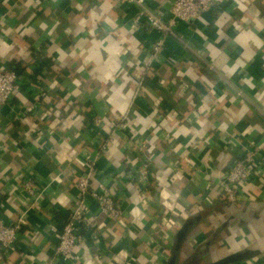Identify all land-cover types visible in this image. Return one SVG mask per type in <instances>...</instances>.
Returning <instances> with one entry per match:
<instances>
[{
  "label": "crops",
  "instance_id": "1",
  "mask_svg": "<svg viewBox=\"0 0 264 264\" xmlns=\"http://www.w3.org/2000/svg\"><path fill=\"white\" fill-rule=\"evenodd\" d=\"M173 1L145 4L169 21ZM139 10L0 0V66L24 70L20 93L0 105V222L21 227L0 264H167L190 219L176 264H264V0H215L178 21V36ZM246 157L255 171L228 201L223 181ZM89 172L123 214L110 220L89 197L84 242L63 259L59 235Z\"/></svg>",
  "mask_w": 264,
  "mask_h": 264
},
{
  "label": "built area",
  "instance_id": "2",
  "mask_svg": "<svg viewBox=\"0 0 264 264\" xmlns=\"http://www.w3.org/2000/svg\"><path fill=\"white\" fill-rule=\"evenodd\" d=\"M129 1L137 3L140 8L139 17L146 18L148 23L164 36H178L175 30L178 21H190L199 18L202 13L210 10L215 4V0H174L171 5L173 17L169 21H164L160 15L147 7L145 0ZM2 20L3 17H0V25ZM163 46L164 39H159L154 43L153 53L155 59L160 57ZM21 90V78L17 71L0 66V105L9 103ZM98 123H100V120H98ZM139 144L140 149L145 147L144 141H140ZM255 168L252 158L249 157L235 162L223 181L228 201L237 199L241 184L253 175ZM91 170L92 167L90 168ZM135 175L140 185H138V188L142 190L143 187L148 185L150 177H152L150 162H138L135 168ZM91 178V173L89 172L81 176L76 184L79 190V199L63 225L56 247V254L60 258L72 259L77 245L84 242L85 237L81 232L86 221V216L90 213L89 197L94 199L100 212L108 219L118 220L123 214L121 207L115 199L112 187L104 181H100L97 185L92 186ZM27 186L33 194L34 185L28 183ZM142 191L145 194L146 191ZM20 230L19 224L8 225L0 222V247L7 252L15 250ZM157 244L160 246L161 242L159 241Z\"/></svg>",
  "mask_w": 264,
  "mask_h": 264
},
{
  "label": "water",
  "instance_id": "3",
  "mask_svg": "<svg viewBox=\"0 0 264 264\" xmlns=\"http://www.w3.org/2000/svg\"><path fill=\"white\" fill-rule=\"evenodd\" d=\"M193 224V219L187 220L182 227L177 231L176 233V239H175V244H174V250H173V254L172 257L170 259H168L167 264H176L177 259H178V250H180V243H182L184 241V239L186 238V236L188 235L189 231H190V227ZM233 257L228 258L227 260H232ZM226 260V261H227ZM225 261V262H226Z\"/></svg>",
  "mask_w": 264,
  "mask_h": 264
},
{
  "label": "trees",
  "instance_id": "4",
  "mask_svg": "<svg viewBox=\"0 0 264 264\" xmlns=\"http://www.w3.org/2000/svg\"><path fill=\"white\" fill-rule=\"evenodd\" d=\"M10 69H15L17 71V73L19 74V72H23V69H20V67L18 66L17 63H11L10 64ZM37 72H40L39 69L37 70ZM36 75V74H35ZM17 96V95H16ZM15 97V96H14Z\"/></svg>",
  "mask_w": 264,
  "mask_h": 264
},
{
  "label": "rangeland",
  "instance_id": "5",
  "mask_svg": "<svg viewBox=\"0 0 264 264\" xmlns=\"http://www.w3.org/2000/svg\"><path fill=\"white\" fill-rule=\"evenodd\" d=\"M141 250V249H140Z\"/></svg>",
  "mask_w": 264,
  "mask_h": 264
}]
</instances>
